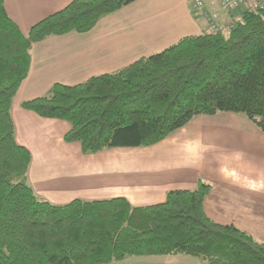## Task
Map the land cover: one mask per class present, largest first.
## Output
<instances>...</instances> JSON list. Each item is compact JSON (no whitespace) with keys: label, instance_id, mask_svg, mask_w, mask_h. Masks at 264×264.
Instances as JSON below:
<instances>
[{"label":"trees","instance_id":"obj_1","mask_svg":"<svg viewBox=\"0 0 264 264\" xmlns=\"http://www.w3.org/2000/svg\"><path fill=\"white\" fill-rule=\"evenodd\" d=\"M136 0H72L23 33L0 0V264H110L185 255L205 264H264V241L204 211L211 186L167 193L132 207L125 198L53 205L28 183L30 152L15 140L12 101L27 78L33 44L90 32ZM66 122V143L84 154L152 147L192 119L232 113L264 134V8L247 9L226 28L186 36L108 74L55 84L21 103Z\"/></svg>","mask_w":264,"mask_h":264},{"label":"crops","instance_id":"obj_2","mask_svg":"<svg viewBox=\"0 0 264 264\" xmlns=\"http://www.w3.org/2000/svg\"><path fill=\"white\" fill-rule=\"evenodd\" d=\"M71 1L4 0V5L27 33ZM200 1L216 14L222 29L257 0L232 12L224 11L220 0ZM194 2L136 0L88 33L32 45L30 70L12 101L11 118L16 142L31 154L27 179L37 197L53 205L125 198L132 207H145L163 202L170 191L193 190L203 181L211 186L203 205L210 220L264 241V134L244 117L199 116L152 147L84 154L79 143L64 141L66 122L21 108L24 101L46 96L55 84L76 85L115 72L186 36L210 32Z\"/></svg>","mask_w":264,"mask_h":264},{"label":"built area","instance_id":"obj_3","mask_svg":"<svg viewBox=\"0 0 264 264\" xmlns=\"http://www.w3.org/2000/svg\"><path fill=\"white\" fill-rule=\"evenodd\" d=\"M247 1L248 0H220V7L226 12H232L239 9ZM194 5L195 8H197L201 12V14L206 18V20L209 22L210 31L211 32L217 31L219 28L215 23L217 17L216 14L207 12L205 6L200 0H195ZM261 8H264V2L261 0H257L250 6L249 9L256 10Z\"/></svg>","mask_w":264,"mask_h":264},{"label":"rangeland","instance_id":"obj_4","mask_svg":"<svg viewBox=\"0 0 264 264\" xmlns=\"http://www.w3.org/2000/svg\"><path fill=\"white\" fill-rule=\"evenodd\" d=\"M94 201V200H87ZM110 264H205L200 258L177 255V256H163L151 257L141 259H130L121 262H114Z\"/></svg>","mask_w":264,"mask_h":264}]
</instances>
